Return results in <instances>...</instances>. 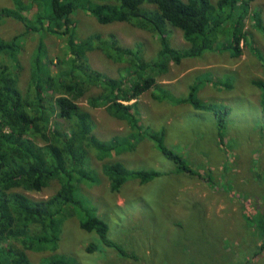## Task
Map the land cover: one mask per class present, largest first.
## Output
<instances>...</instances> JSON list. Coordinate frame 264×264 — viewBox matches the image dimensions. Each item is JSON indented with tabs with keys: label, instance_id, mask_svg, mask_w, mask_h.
<instances>
[{
	"label": "rangeland",
	"instance_id": "1",
	"mask_svg": "<svg viewBox=\"0 0 264 264\" xmlns=\"http://www.w3.org/2000/svg\"><path fill=\"white\" fill-rule=\"evenodd\" d=\"M11 5V0H0V7ZM73 16L76 41L98 35L104 40L106 51L126 58L127 61H116L98 48L85 49L91 68L109 77L124 76L126 87L135 79L132 71L138 70L142 76L153 73L139 66L140 59L150 62L162 58L158 36L126 22L100 24L84 11L77 10ZM257 18L264 24V0L249 4L242 25L248 42L240 45L238 56L231 48L228 33L220 32L213 51L183 58L179 64L169 62L161 74H153L160 88L124 102L134 103L130 110L133 122L113 117L105 107L88 105L87 97L97 94L101 90L98 86L91 85L77 99L93 118L95 136L106 144L115 138L118 145L106 150L105 158L91 156L90 164L98 171L99 181L92 172L95 182L81 185V202L73 215L70 212L65 217L57 249L26 250L30 260L54 255L53 258L64 256L75 264H264V235L259 233L257 224L247 223L243 216L248 209L264 213V112L259 105L264 93L252 83L264 80V65L257 59V55L264 59V33L256 27ZM3 21L0 38L7 40L21 34L25 39L20 77L24 87L39 33L26 31L13 18ZM227 26L232 31L233 25ZM168 31L174 48L188 47L178 28L169 26ZM43 42L45 60H50L54 70L52 63L66 50L65 42L48 33ZM118 47H128L131 53L117 52ZM193 84L203 102L231 109L223 144L219 143V136L217 139L212 113L171 101L174 96L187 95ZM150 135L154 140L162 138L167 148L182 155L192 174L177 170ZM109 162H120L127 169L157 170L160 175L146 182L128 177L119 191H112L102 171V165ZM58 188V181L53 180L39 191L24 193L36 200L45 199ZM87 211L107 223V239L117 244L120 251L103 243L97 233L79 226L92 216ZM263 223L264 216L259 218V224Z\"/></svg>",
	"mask_w": 264,
	"mask_h": 264
},
{
	"label": "trees",
	"instance_id": "2",
	"mask_svg": "<svg viewBox=\"0 0 264 264\" xmlns=\"http://www.w3.org/2000/svg\"><path fill=\"white\" fill-rule=\"evenodd\" d=\"M11 1V6L0 7V24L4 19L13 18L26 31L39 33V38L30 58V73L24 87L20 77L25 39L21 34L7 40L0 38V264H75L64 256L53 258L54 255L32 261L26 250L57 249L65 217L70 212V216L73 215L75 206L81 202L78 198L81 185L95 182L92 172L99 181L98 171L90 164L91 156L105 158L104 152L118 145L115 138L106 144L95 136L93 118L77 99L83 97L91 85L98 86L101 90L87 97L90 107H105L115 118L135 121L130 111L134 103L124 102L160 88L155 76L161 74L169 62L179 64L183 58L213 51L220 32L228 33L235 56L240 54V45L248 42L242 25L252 0ZM77 10L87 12L100 24L126 22L158 36L162 58L150 62L139 60L144 71L153 73L142 76L140 71H132L136 73L135 79L126 87L124 76L109 77L91 68L85 59L86 50L98 48L109 59L119 61L122 58L106 51L107 46L98 35L76 41L77 24L73 15ZM255 21L258 30L264 33L262 21L258 18ZM228 23L233 25L232 31ZM169 26L182 32L188 47L180 50L170 44ZM45 33L65 42L63 48L66 50L52 63L54 70L50 60H45ZM249 47L255 52L251 45ZM120 51L124 55L131 53L128 47L117 49ZM257 59L264 65L262 56L257 55ZM122 61L127 60L123 58ZM252 83L264 93L263 79ZM171 101L212 113L216 117L217 139L219 136V143H224V129L231 112L229 106L203 102L197 96L196 84L190 85L187 95L174 96ZM261 104L264 112V97ZM150 138L154 140L152 135ZM154 141L165 157L176 164L177 170L192 174L182 155L167 148L162 138ZM102 171L109 180L110 189L116 192L128 177L146 182L160 175L157 170L127 169L120 162L103 164ZM53 180L58 181L59 188L45 199L36 200L24 193L39 191ZM87 212L92 216L81 221L79 226L97 233L103 243L120 251L117 244L107 239V223L92 211ZM247 212L244 211V220L249 224L253 221L264 235V223L259 224L264 213L250 209ZM92 249L93 246L89 248Z\"/></svg>",
	"mask_w": 264,
	"mask_h": 264
},
{
	"label": "crops",
	"instance_id": "3",
	"mask_svg": "<svg viewBox=\"0 0 264 264\" xmlns=\"http://www.w3.org/2000/svg\"><path fill=\"white\" fill-rule=\"evenodd\" d=\"M261 102H262V97H261ZM261 102L259 103V105L261 106L262 104H261ZM212 116H213V118H214V120H216V117L212 114ZM244 132H247L248 130L247 129H245V130H243ZM228 143V142H227Z\"/></svg>",
	"mask_w": 264,
	"mask_h": 264
}]
</instances>
